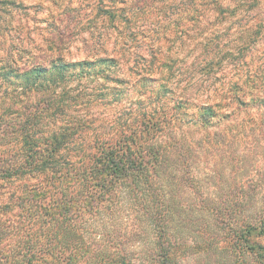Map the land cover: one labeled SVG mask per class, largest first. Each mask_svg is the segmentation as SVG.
Here are the masks:
<instances>
[{"label":"trees","instance_id":"1","mask_svg":"<svg viewBox=\"0 0 264 264\" xmlns=\"http://www.w3.org/2000/svg\"><path fill=\"white\" fill-rule=\"evenodd\" d=\"M178 1L96 0L93 6L55 10L49 24L53 35L43 34L44 46L25 36L31 34L27 24L14 27L24 46L0 53V123L4 145L19 149H3L0 179L27 176L34 183L26 184L17 199L12 193L4 206L6 213L20 209L18 218L29 229L17 242L20 249L3 258L6 264L22 253L27 264H134L123 248H114L119 231L94 229L123 210L137 213L140 229L154 231L160 264H175L170 257L175 246H165L167 220L174 213L167 187L194 188L202 146L194 138L209 136L212 124L226 121L214 134L218 141L204 148L228 147L232 132V138H246L250 149L259 147L256 136L264 138V0ZM0 2L6 14L10 5L27 10L22 3ZM172 9L180 30L176 22L175 30L165 32L139 28L141 15ZM70 12L88 21L87 27H71L79 35L73 48L59 21ZM99 18L110 27L91 23ZM7 27L11 31L12 24ZM151 33L157 39L156 48H148L149 58L137 50L132 54ZM96 34L101 35L99 47H93ZM177 37L194 39L192 59L183 67L186 59L174 61L159 45L161 39ZM80 47L93 55L68 56ZM229 68L247 70L230 86L197 93V86H207L211 76ZM250 201L226 208L225 225L232 246H246L238 260L264 264V244L255 241L264 234V205L247 206ZM242 208L245 214L239 212L237 219L235 211ZM5 212L3 242L10 243L16 226Z\"/></svg>","mask_w":264,"mask_h":264},{"label":"rangeland","instance_id":"2","mask_svg":"<svg viewBox=\"0 0 264 264\" xmlns=\"http://www.w3.org/2000/svg\"><path fill=\"white\" fill-rule=\"evenodd\" d=\"M55 1H58V3ZM10 2H14L15 4L22 3L27 10L21 9L20 6L16 8L10 5L8 14H6L3 12L5 11L3 10V3L0 2L1 56L9 49L13 50L20 48V46H24L21 43L22 39L14 31V27H17L19 24L24 27L27 24L31 28L29 30L31 34L28 35V31H26L25 36H29L31 40L34 41V44L44 46L43 34L46 37L53 35V27H49V24L54 22V15L50 12L63 10L65 8L74 10L82 7L80 5L83 4L89 6L92 4L91 6H93L96 0H10ZM177 3H181L180 0ZM85 12L90 13L88 7ZM171 12H175V10L172 9V11L160 14L154 12L153 17L141 15L137 22L138 26L141 31L160 27V31L165 32L169 28L175 30L174 22H176L179 27L178 30H180L179 23L181 21L179 15H172L170 14ZM14 13H17L14 17L9 16V14ZM75 14L76 13L70 12L67 16L63 15L59 19V21H63L60 27H67L68 35L66 41L71 44L69 46L70 48L76 45L73 40L79 37L71 27L73 25H79V27L88 26V21L84 19V16H75ZM91 23H94L98 28L101 26L110 27V25H106L107 23L105 24L102 18L92 21ZM7 24H12L11 31L9 27H7ZM149 36L150 38H142L137 45H135L137 48L133 47L131 49V53L133 54L134 50H137L143 52L145 56L149 58L150 50L148 48H156L155 44L157 39L153 33ZM100 37L101 35L99 34L94 35L93 42H96L93 43V47H99L98 45L102 43L99 40ZM178 38L180 37H177L174 41H165L161 39L159 45L162 48V52L168 56L170 54L174 61L182 62L186 59L181 65V67H183L188 63V59L189 61L192 59V57L188 56H190L194 47V39L181 40ZM180 40L184 41L182 47L180 46ZM28 45L31 46L30 44ZM87 54H90V56L93 55V53H88L85 48L80 47L77 51L72 50L68 56L81 60L86 58ZM131 57V61L133 62L135 57L134 55ZM246 70L247 69H236L231 71L229 68L226 72L216 73L215 77L214 75L210 77L207 86L204 85L202 88L199 86L196 87L198 89L197 93L201 95L209 87L210 93L212 94L213 89H221L224 86H230V83L233 82L239 74L242 75ZM183 71L188 72L185 67ZM174 72L178 73V70H174ZM95 112L96 111H93V113ZM99 112L102 111L100 110ZM108 115V113L103 112L101 116L105 117V119L111 118ZM214 122L215 121H213V123ZM216 122L212 124L214 129H211L212 131L209 136L207 134L199 136L198 134V136L194 138L196 139L195 141L202 144L201 151L197 154L196 158L194 171L196 182L194 188L192 190L185 189L178 184L169 185V187H167L168 196L171 197L170 204L172 203L174 213H172L167 220L169 229L167 231L168 240H166L165 246L167 248L168 246L170 247L171 244L175 246L174 250L170 253V257L172 259L174 258L175 264H242L241 260H238V258H240L238 256H240L242 250H246V246L239 247L235 245L236 248L232 246L233 240L231 238V232L229 228L226 227L228 223L225 216L227 211L225 210L229 207L232 209L236 202L242 203V201L248 198H251V201L247 206L264 205V138L257 135L255 140L259 144V147L250 149L247 147L248 140L246 138L242 136L237 139L232 138L233 135H236V132H232V134L228 136L225 144L228 147H217L215 149L210 147L211 149L207 150L204 148L207 143L218 141L217 137L214 136L215 132L227 126L226 121L219 124ZM0 125V167L3 168V149L8 148L9 150H17L19 148L14 144L11 146L4 145L3 123H0ZM224 133L227 134L230 132ZM237 145L239 147H237ZM29 182L34 183V181L28 179L27 176L13 180L0 179V264H6L3 258H6L5 256L9 254L8 251H18L20 245L17 242L22 236H27V231L29 230L27 226L28 223H23L24 220L22 221L18 218L21 214V210L14 207L12 213H6L4 211V206L10 202L9 199L12 193L15 194L13 199L22 196L24 186ZM244 184H248L246 187L249 185L257 186V189H255V191L247 190ZM219 211L223 213L221 216L218 214ZM3 212H5L8 217L12 218L15 222L13 225L16 226L14 234L18 237L16 236L10 243H8L9 241L3 242ZM235 212L237 213V219H241L238 213H244V208H242V211L236 210ZM103 223V225L101 224L99 227H94V229H96L97 232L101 230L102 233H104L103 231L105 230L107 232L119 231L120 236L117 241H114V243H116L114 248L118 250L123 248L132 258L134 264L161 263V261L155 257L157 254V247L154 231L149 227L145 228L146 226H141V229L138 227L141 221L137 213L132 210L129 212L123 210L120 214H116L113 217H106ZM36 229L33 228L32 230ZM142 229H144V233ZM135 230L138 231L135 232ZM134 232L135 234L140 233L142 236H134ZM106 240H108V237H106ZM255 241L264 244V234L262 237H257ZM11 252L8 257L11 255ZM253 260L247 258L249 264H258L257 262L254 263ZM27 261L28 257H26V253L25 255L22 253L17 261L10 264H27Z\"/></svg>","mask_w":264,"mask_h":264}]
</instances>
